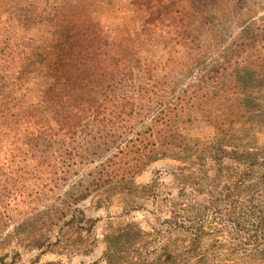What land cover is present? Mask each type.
Returning a JSON list of instances; mask_svg holds the SVG:
<instances>
[{
  "label": "trees",
  "instance_id": "trees-1",
  "mask_svg": "<svg viewBox=\"0 0 264 264\" xmlns=\"http://www.w3.org/2000/svg\"><path fill=\"white\" fill-rule=\"evenodd\" d=\"M73 1L79 11L86 3ZM223 1L130 0L131 24L113 30L118 45L104 54L106 30L98 21L79 14L63 35L44 44L42 35L60 21L57 0H0V234L9 230L7 237L18 238L23 251H38L34 258L45 250L90 251L94 219L78 206L89 193L190 143L197 146L188 135L196 122H206L215 134L235 135V126L251 115L246 98L256 84L250 74L264 72V25L226 51L220 31L200 23L195 12L222 15ZM164 23L166 34L157 31ZM237 72L246 74L239 79ZM255 88L264 91V80ZM229 142L218 141L220 158L175 167L197 183L216 161L218 184L235 196L226 214L241 208L254 217L263 239L257 246L264 242V145ZM253 167L258 180L244 185L245 198L237 202ZM206 193L203 220L213 224L181 226L188 254L138 255L137 264L201 261L205 254L195 247L213 236L212 229L239 240ZM207 238L205 249L214 253L218 240ZM247 255L264 264L261 253Z\"/></svg>",
  "mask_w": 264,
  "mask_h": 264
},
{
  "label": "rangeland",
  "instance_id": "rangeland-1",
  "mask_svg": "<svg viewBox=\"0 0 264 264\" xmlns=\"http://www.w3.org/2000/svg\"><path fill=\"white\" fill-rule=\"evenodd\" d=\"M129 2L130 0H86L79 11L73 0H57L60 21L55 28L42 35V41L49 44L56 40L63 35L66 26L82 14L83 17L98 21L106 30L102 51L104 54H113L119 42L113 30L131 24L132 7ZM222 4V15H211L199 8H195V12L200 23L220 31L223 49L228 51V48L235 49L234 45L246 33L264 25V0H224ZM168 30L169 26L165 23L157 28L162 34H166ZM244 74L246 73L237 72L239 79ZM250 75L256 84L246 98L251 115L235 126V135L215 134L206 122H196L189 128L188 135L195 139L197 146L190 143L184 151L158 158L145 165L139 173L127 175L123 182L111 181L80 201L78 206L84 211L85 217L94 219L91 232L94 243L90 251H85L87 247L65 254L45 250L34 258L38 251H23L22 246L18 245V238L7 237V230L0 234V264H137L138 255L152 256L162 251L178 253L180 257L186 256L190 248L181 243L184 235L181 226L194 225L203 218L207 219L204 216L208 213L205 201L209 197L207 191L211 194L216 213L228 217L223 224L235 226L234 234H240L238 236L241 237L233 240L228 236L229 233L219 234L215 232L216 229H212L213 236L207 237L218 240L214 245L218 249L209 253L205 248L211 240L204 236L200 245L195 247V252H204L205 258L187 264H256L250 260L248 253H261V258H264V242L255 245L263 239L262 231L256 229L254 217L246 216L241 208H236L233 215L226 214L235 196H226V189L221 187V183L218 184L221 179L220 174L215 171L216 161H210L211 165L204 175H197V183L187 182L186 174L175 167L183 162L189 164L188 162L198 158L208 162L215 154V157L220 158L221 152L219 155L215 150L219 140H230L232 143H227L230 145H249L257 149L263 147L264 91L255 87L263 82L264 72H253ZM116 177L119 178L120 175ZM258 177V168L253 167L249 178L239 187L237 202L245 198L244 185L256 182ZM192 188L203 189L204 193H198ZM260 208V205L256 207L255 215ZM167 220L177 222L179 228L169 227L165 222ZM203 221L207 225L213 224L210 220ZM115 229L119 231L118 238L113 235Z\"/></svg>",
  "mask_w": 264,
  "mask_h": 264
}]
</instances>
